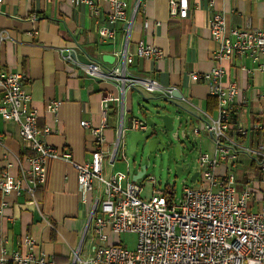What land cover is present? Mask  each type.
<instances>
[{
    "label": "crops",
    "instance_id": "1",
    "mask_svg": "<svg viewBox=\"0 0 264 264\" xmlns=\"http://www.w3.org/2000/svg\"><path fill=\"white\" fill-rule=\"evenodd\" d=\"M93 1L99 8L97 17L87 4L75 5L70 0H2L0 3V72H19L26 77L23 90L29 98V107L38 114L37 128L49 131L43 136L45 143L58 153L69 154L75 163H82L90 158L96 143L80 123L89 122L98 128L104 122L101 150L106 157L102 161V175L109 178L121 172L123 163L112 158L120 126L124 147L126 140L129 145L131 119H144L139 106L152 94L132 89L121 95L115 84L94 81L85 74V65L63 53L85 54L108 72L119 64L118 51L133 54L136 45L143 43L159 48L164 57L157 61L134 57L126 70L134 78L153 79L162 91L171 89L181 96L180 101L175 100L182 107L175 129L182 127L187 136L174 141L179 146V157L181 145L187 146L191 136L198 145V157L213 154L209 135L201 132L194 136L191 132L201 125L205 115L213 117L216 107L212 114H207L208 88L192 82L189 75L209 72L216 65L212 60L215 43L208 24L211 17H222L226 31L255 30L262 19L260 1L215 0L210 6L209 0H191L187 18L172 20L167 0H142L141 8L135 13H132L134 0H126L128 30L124 31V23H117L115 39L110 42H103L98 34L107 19V6L101 0ZM105 54L115 58L113 65L101 61ZM219 65L226 71L222 82L238 89L235 123L248 131L241 143L255 149L260 147L264 155V70H261L264 57L258 62L249 57H233L220 61ZM105 97L118 98V102H108L103 119L100 103ZM53 101L60 103L55 115L46 111V106ZM254 125L260 128L255 130ZM258 133L260 144L256 145L252 137ZM27 154L17 125L3 121L0 116V175L20 177L29 168ZM233 170L237 190L250 192L249 211L264 210V171L244 154L239 155ZM75 175L72 165L49 161L45 182L33 195L0 193V205L5 204L0 210V255L25 253L21 244L26 236L55 264H68L69 256L76 249L83 259L93 254V220L89 215L95 193L82 194ZM132 176L129 174V181ZM190 181L200 186L199 171L190 175ZM122 236L126 235L111 233L108 242L132 249L134 242L129 248Z\"/></svg>",
    "mask_w": 264,
    "mask_h": 264
},
{
    "label": "built area",
    "instance_id": "2",
    "mask_svg": "<svg viewBox=\"0 0 264 264\" xmlns=\"http://www.w3.org/2000/svg\"><path fill=\"white\" fill-rule=\"evenodd\" d=\"M107 6V19L98 29L103 42L115 39V26L124 23V31L130 22L127 18L126 0H101ZM191 0H167L169 17L185 19ZM215 0H209L212 6ZM262 19L255 30L229 29L219 15L209 20L211 39L215 43L212 60L216 63L209 72L191 73L194 83H202L208 88L209 97L216 101L213 117L205 115L201 125L192 130V135L206 133L212 140L214 152L200 154L197 160L200 186H184L180 198L169 192L154 195L142 200V187L129 181V158L124 153L120 130L114 144L113 160L125 164L126 172H118L106 178L102 175V161L106 155L101 150L104 143L102 134L104 122L93 128L89 122H81L83 129L94 136L96 147L88 160L75 163L67 153L47 145L44 141L47 129L37 128L38 114L29 107V98L23 90L26 77L19 72H0V116L3 121L18 127L19 138L29 168L18 178L8 174L0 175V193L8 195L25 192L33 195L34 190L45 182L46 163L64 161L74 169L79 191L82 194L95 193L89 216L93 220L91 238L95 243L93 254L83 259L79 249L73 250L68 264H264V210L258 213L249 211L248 189L237 190L234 170L240 154L250 157L259 169L264 171L262 149L251 148L238 138L246 137L248 131L235 123V101L238 89L235 85H225L222 78L226 71L220 61L233 57H249L258 62L264 57V0ZM2 0H0V3ZM71 3H85L92 15H99V8L93 0H70ZM142 0H134L132 13L141 8ZM120 61L108 72L100 66H84L85 74L109 81L117 86L121 95L128 90L141 89L147 94L162 91L153 79L134 78L127 70L134 57L146 60H161L164 53L156 47L138 43L133 54L126 50L116 54ZM264 70V67H261ZM118 102V98L105 97L101 100V114L105 118L108 102ZM58 101L50 102L46 111L55 115ZM104 121V120H103ZM147 125L143 120L131 119L128 131L144 132ZM260 127L253 126L257 130ZM187 133L180 128L171 131L173 141L186 139ZM147 181L154 180L146 176ZM30 204H33L30 202ZM0 205V210L4 207ZM133 235L135 244L132 249L120 244H110L109 234ZM29 237L22 239L25 253L12 252L0 255V264H55Z\"/></svg>",
    "mask_w": 264,
    "mask_h": 264
},
{
    "label": "water",
    "instance_id": "3",
    "mask_svg": "<svg viewBox=\"0 0 264 264\" xmlns=\"http://www.w3.org/2000/svg\"><path fill=\"white\" fill-rule=\"evenodd\" d=\"M63 55L65 57H69L72 60H76L79 63L87 66L92 64V60L85 54H76L75 52H67L64 51ZM101 61L108 65H113L115 63V58L112 55L105 54L101 56ZM103 72H106L102 69ZM94 81H99L101 79L93 78ZM176 101L181 100V96L172 91L171 89H167L165 91H158L152 94V96L148 99H144L145 104L143 106H139L140 110L144 115V121L147 125V128L144 132H130L128 133L129 138V147L128 154L132 155L138 149V143H141L143 149H145V160L147 161L151 154L154 152L161 153L165 150V145L169 144V140H167V134L175 128V122L179 120V113L182 110L180 105L175 103ZM150 101V102H149ZM151 102H155V104H151ZM173 141V140H172ZM174 156L177 161H180L179 157V146L175 145ZM129 166L136 165L135 160H128ZM190 163H186V168L184 169V164H176L174 166L175 176L184 175L186 171L189 170ZM148 168V163H144L140 166L139 171L132 176L131 182L135 183L139 179L144 177L146 169ZM192 180V178H191Z\"/></svg>",
    "mask_w": 264,
    "mask_h": 264
},
{
    "label": "rangeland",
    "instance_id": "4",
    "mask_svg": "<svg viewBox=\"0 0 264 264\" xmlns=\"http://www.w3.org/2000/svg\"><path fill=\"white\" fill-rule=\"evenodd\" d=\"M175 127L178 126V122H175ZM167 140H169V144L165 145V150L161 153L154 152L150 155L149 159L145 160V149H143L142 144L138 143V149L132 155L128 154V143L125 141L124 151L127 158L136 161V165L131 164L130 173H136L137 168L140 167L144 163H148V168L146 169L144 177L137 181V184L142 187L141 198L142 200H149L152 192L154 191V195H161L167 189H171L174 193V198H180L182 193V189L184 186H190L192 188H198L199 183H191L190 175L194 172L199 171L197 157H198V145L196 141L190 137L187 146L181 145L180 150V161H177L174 156V145H178V143L172 141L170 133L167 134ZM190 163L189 171H187L184 175L175 176L174 166L176 164H184ZM121 172H126V167L123 163V167L121 168ZM145 176H149L150 179L154 180V184L147 181ZM184 182V183H183ZM122 240L128 244V247L132 245V241L135 244V236L126 235L121 237ZM130 248V247H129ZM131 249V248H130Z\"/></svg>",
    "mask_w": 264,
    "mask_h": 264
},
{
    "label": "trees",
    "instance_id": "5",
    "mask_svg": "<svg viewBox=\"0 0 264 264\" xmlns=\"http://www.w3.org/2000/svg\"><path fill=\"white\" fill-rule=\"evenodd\" d=\"M208 106H207V114H212V112L214 111L215 107H216V101L214 98L212 97H208V100H207V103H206ZM252 139L256 142V145H259L260 144V135L259 133L256 134L255 136L252 137ZM238 140L240 142H242L243 140V137H239ZM254 164L256 163L255 161H253ZM165 193L166 192H169L168 189L166 188V190L164 191Z\"/></svg>",
    "mask_w": 264,
    "mask_h": 264
}]
</instances>
